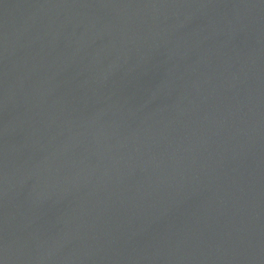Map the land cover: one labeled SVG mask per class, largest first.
I'll use <instances>...</instances> for the list:
<instances>
[{"label": "water", "instance_id": "1", "mask_svg": "<svg viewBox=\"0 0 264 264\" xmlns=\"http://www.w3.org/2000/svg\"><path fill=\"white\" fill-rule=\"evenodd\" d=\"M0 264H264V0H0Z\"/></svg>", "mask_w": 264, "mask_h": 264}]
</instances>
